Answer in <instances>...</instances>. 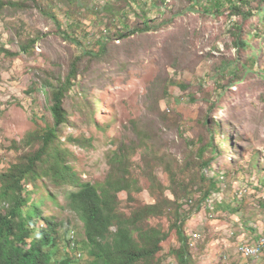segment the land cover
I'll return each instance as SVG.
<instances>
[{"label": "rangeland", "instance_id": "obj_1", "mask_svg": "<svg viewBox=\"0 0 264 264\" xmlns=\"http://www.w3.org/2000/svg\"><path fill=\"white\" fill-rule=\"evenodd\" d=\"M194 1L12 0L26 7L7 6L0 11V49L17 52L13 56L0 53V174L9 172L20 157L34 153L41 146L39 132L49 123L54 124L52 98L47 97L42 82L52 79L58 85L74 58L83 56L85 50L100 49L97 40H102L109 47L108 55L93 61L84 58L81 73L64 96L67 121L61 127L54 154L65 158L71 167L68 173L101 189L113 170L111 156L124 152L131 170L127 176L142 190L133 195L138 203L129 199L127 191L120 193V212L129 213L132 207L156 201L149 188L157 182L164 184L168 198L176 199L162 159L175 162L176 169L183 167L187 155L195 154L210 141L204 124L209 116L214 121L212 125H219L217 143L224 141L220 156L202 170L207 176L204 189L211 187V177H215L219 188L211 197V209L217 202L235 198L232 202L244 206L249 221H242L243 211L218 208L211 214L203 208L191 212L189 208L197 203H189L188 196L181 198L184 210L190 211L183 229L195 264H264V252L253 261L255 251L252 259L250 251L241 254L238 247L257 243L248 234V227L256 226L259 234L260 229L264 231L260 202L264 198V15L259 7L264 2L249 0L244 8L253 14L243 23L246 32L253 35L248 51L240 54L229 30L234 29V21L240 20L230 16L231 1L199 0V11L175 15ZM215 2H220L219 7ZM203 6H211V11L201 9ZM50 9L57 14L62 30L80 43L64 38L57 23L46 14ZM144 21L157 28L133 32L144 26ZM120 30L129 36L120 39ZM33 39L37 41L30 52H22V43ZM240 55V61L246 62L252 72L244 81L230 86L232 76L228 70L234 65L221 68V64ZM166 86L168 97L164 93ZM213 103L217 106L210 111ZM69 137L80 138L83 146ZM212 157L214 153L209 148L204 160ZM53 162L55 156L43 166L49 170ZM150 171L157 174L158 181L146 176ZM191 172L200 184V169L193 168ZM184 173L189 175V170ZM52 177L50 171L38 179L30 176L24 181V196H30L29 204H37L42 215L60 224L62 240L67 243L72 236L76 239V249L68 243L59 255L86 262L91 258L85 226L70 210L68 199L69 192L78 186L57 184ZM4 185L0 178V193ZM200 195L198 192L190 198L195 200ZM9 203L10 200L1 203L7 204L0 207L3 213ZM36 219L43 227L45 219ZM174 221L175 217L167 212L150 220V226L168 233L152 264H178L174 250L181 241ZM66 229L70 232L65 233ZM58 252H54L55 258ZM55 258L53 264L58 261Z\"/></svg>", "mask_w": 264, "mask_h": 264}, {"label": "trees", "instance_id": "obj_2", "mask_svg": "<svg viewBox=\"0 0 264 264\" xmlns=\"http://www.w3.org/2000/svg\"><path fill=\"white\" fill-rule=\"evenodd\" d=\"M74 1L76 0H70V2ZM229 1H231L229 12L231 18L234 16L240 17V20L237 19L233 22L232 26L234 29L230 28L229 30L234 37V47L242 54L248 51L250 47L249 38L253 35L250 31L246 32L243 23L253 17V14L251 11L244 9L248 5L249 0ZM261 1L264 2V0ZM197 4H200L199 0H195L192 5L183 8L175 15H187L191 12L199 11L197 10ZM215 4V6L219 7L220 2H215ZM7 6L26 7L25 4L20 2L0 0V11ZM259 7L260 13L264 15V3L260 4ZM201 9L209 13L211 6H203ZM46 14L57 23L66 40H74L80 43L78 38L71 36L66 30H62L61 21L53 10L50 9ZM143 24L145 25L135 28L133 32H148L157 28V25H152L149 21H144ZM127 36H129L128 33H124L121 30L118 31L120 39ZM36 41L37 39H33L25 44L22 43L21 51L29 53L31 45L36 43ZM97 41L101 48L98 50H85L83 56L74 58L68 73L64 77L60 76L58 85L52 79L42 82V87L46 91L47 97L52 98L50 109L54 124L49 123L50 125L48 124L42 130L43 132H39L38 139L41 141V146L34 153L20 157L19 162L14 164L9 172L0 174V178L5 183L4 190L0 193V205L5 208L7 204L3 205L1 203L6 200L11 201L6 214L0 213V264H53L43 249L44 245L49 242V238L44 236V230L41 231L43 234L36 236L33 240V247L27 248V238L35 237L36 235V231L31 229L30 221L37 214V211L32 210L30 214L27 213V216L24 214V210L29 207L30 202V196H24V191H26L24 181L30 176L38 179L48 174L49 171L57 184L74 183L80 186L78 191H73L69 194L70 210L75 211L85 224V233L87 235L85 243L91 258H88L86 262L83 260L74 262L66 258L54 264H152L157 252L162 249L161 243L167 239L168 233L166 234L161 229L150 226L149 222L152 218L161 217L165 212L175 217L173 227L177 229L181 241L180 247L174 250L178 264H195L189 238L185 235L183 229L184 224L189 219L190 211L184 210L185 204L180 202L181 198L188 196L190 199L188 200L189 203L194 201L197 203L196 206L189 208L191 212H199L203 208L209 210L211 214H214L218 208H223L225 211H233L234 213L243 211L242 221L244 223L249 221V218L246 217L244 206L241 204L237 206L232 202L235 198H232L231 202H224V200L217 202L214 204L216 206L211 209V197L215 191H219V188L215 177H211L209 178L211 187L207 190L204 189V181H206L207 176L202 170L211 167L212 161L220 156L221 151H223L220 148L224 141L220 145L217 143L216 136L220 132L219 125L216 122L212 125L214 121L209 120V116L205 119L204 124L205 126L207 125L210 141L207 145L203 144L195 154L187 155L186 163L183 167L176 169L175 162L169 160V158L162 159L164 169L170 173V188L176 199L168 198L164 194V184L157 182L149 188L151 195L155 197L156 201L151 204H139L136 207H132L129 213L120 212L122 206L120 193L127 191L129 199L138 203V200L133 195H138L142 190L134 185V179H130L127 176L131 170L129 165L126 164L127 158L124 152H114L111 156L110 165L113 170L109 172L101 189L90 182H82L81 178L77 177L76 174L73 175L72 172L68 173L71 171V167L66 163L65 158L59 153L54 154V149L57 150L55 143L59 140L61 127L67 121L66 110L64 109V96L72 86L74 78L81 73L80 67L84 63V58L88 57L90 61H93L101 59L109 53V47H107L106 43L102 40ZM2 51L8 55H17V52L14 53L5 48L0 49V53ZM240 58L241 55L239 58L223 61L221 64V68L227 64L234 65L231 70H228V74L232 76L229 81L230 86L244 81L247 75L252 72L247 63L240 61ZM180 87L184 86L181 85ZM164 93L165 96H169L167 86L164 89ZM208 101L211 103V100ZM216 106L217 103H213L210 111H213ZM69 140L83 146L80 138L69 137ZM209 148L212 149L214 158L204 160ZM53 156H55V162L52 163L51 169L47 170L43 163ZM193 168L200 169L201 176H198L199 180L202 179L200 184H198L195 174L191 172ZM185 169L189 170V175L184 173ZM146 176L152 181L154 180L153 182L158 181V176L153 171H150ZM188 176H191L189 181L187 180ZM196 187L197 190H195ZM197 191L202 195L192 200L193 198L191 199L190 197L195 196L198 193ZM260 202L261 207L264 209V198ZM53 223L56 226H60L58 222ZM237 223L239 224V222ZM56 226L53 227L51 225L47 235L55 232ZM113 227L115 228L114 230L112 229ZM255 227H248L247 230L249 231L248 234L258 242V237L262 235L259 234L258 229ZM241 246L240 244L238 247L240 248Z\"/></svg>", "mask_w": 264, "mask_h": 264}, {"label": "clouds", "instance_id": "obj_3", "mask_svg": "<svg viewBox=\"0 0 264 264\" xmlns=\"http://www.w3.org/2000/svg\"><path fill=\"white\" fill-rule=\"evenodd\" d=\"M79 189H80V186H78V189L75 190V191H78ZM71 192H73V191H71ZM71 192H69V194ZM69 194H68V199H69V207H70ZM28 206L29 207H26L25 210H24L25 216H27V213L30 214V212L32 210H36L37 211V214H35V216H33V218L30 221L31 222V225H30L31 226V229L36 231V233H35L36 235H35V237L34 236L28 237L27 238V243L33 244V240L36 238V236H40L41 234H43L41 231L44 230L45 231L44 232V234H45L44 236H46L47 238H49V242H48V244H45L44 245L43 249L48 254L49 259L53 260L55 258L54 257V252L59 251L57 253V256H56L55 259H57L58 261L64 260L65 259V255L64 256H60L59 253H60V251H61V249L63 247H67V245L69 243V239H67V236H65L66 239H67V243H66V240H62V238L59 236L60 226H58V225L56 226V224L53 223V222L56 223V221L54 219H52V217H47L45 215H42V210H41V208L37 204H34L33 203L32 205L29 204ZM35 206H37V207H35ZM0 207L2 208L1 205H0ZM9 207H10V205H9ZM0 213H3V212L0 210ZM3 214H6V212L3 213ZM36 217H39V220H44L45 219V221H44L45 224L43 225V227L38 223V220L36 219ZM18 221H19V218H18ZM51 225H53V227L56 226V231L50 233L49 235H47L48 230L51 228ZM84 226H85V224H84ZM255 228H257V227H255ZM66 232H70V229H66L65 230V233ZM260 235H262V236H261L260 240L257 243H254V244H245V243H242L241 244L242 246L239 248L241 254H244L245 252H249L250 251V254H251L252 259H253V256H252L253 255V252L255 251V258H254L253 261H255L256 259H258L260 257L259 254H260L261 251L264 252V231L261 232V229H260ZM224 264H228V263H225L224 262Z\"/></svg>", "mask_w": 264, "mask_h": 264}, {"label": "bare ground", "instance_id": "obj_4", "mask_svg": "<svg viewBox=\"0 0 264 264\" xmlns=\"http://www.w3.org/2000/svg\"><path fill=\"white\" fill-rule=\"evenodd\" d=\"M31 247H33V244L28 243L27 248H31ZM69 247L73 250L76 249V247H77L76 239L73 236L70 238ZM80 256H81V254H78V257H80Z\"/></svg>", "mask_w": 264, "mask_h": 264}]
</instances>
